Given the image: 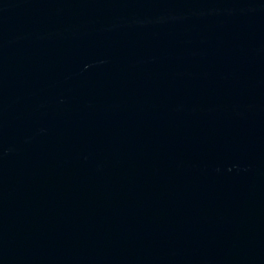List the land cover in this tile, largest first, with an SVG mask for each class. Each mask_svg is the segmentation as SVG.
Here are the masks:
<instances>
[{"label": "water", "instance_id": "95a60500", "mask_svg": "<svg viewBox=\"0 0 264 264\" xmlns=\"http://www.w3.org/2000/svg\"><path fill=\"white\" fill-rule=\"evenodd\" d=\"M0 264H264V0H0Z\"/></svg>", "mask_w": 264, "mask_h": 264}]
</instances>
